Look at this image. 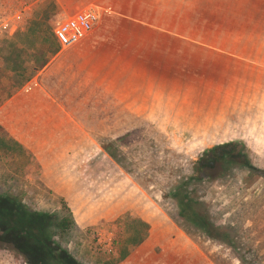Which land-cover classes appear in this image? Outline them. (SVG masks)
<instances>
[{"label":"rangeland","instance_id":"obj_1","mask_svg":"<svg viewBox=\"0 0 264 264\" xmlns=\"http://www.w3.org/2000/svg\"><path fill=\"white\" fill-rule=\"evenodd\" d=\"M41 1L0 0L2 16L16 15L0 29V101L39 82L0 117L10 144L0 145V208L35 229L43 220L83 264H264V0H149L148 22L131 27L99 13L96 27L111 33L102 55L79 63L84 40L60 47L54 83L51 68L12 72L3 59L11 43L22 57L40 48L22 26ZM60 1L52 28L97 10ZM105 60L136 73L121 85ZM63 216L70 225L57 232ZM0 264L29 263L0 237Z\"/></svg>","mask_w":264,"mask_h":264},{"label":"trees","instance_id":"obj_2","mask_svg":"<svg viewBox=\"0 0 264 264\" xmlns=\"http://www.w3.org/2000/svg\"><path fill=\"white\" fill-rule=\"evenodd\" d=\"M59 10V6L55 0H42L38 4L37 8L32 12V14L25 19L22 26V33L25 34L26 37L28 33L36 34L39 39L40 48L37 51L32 52V54H29L28 57H22L23 51L17 49V47L14 45L16 43H11V48L8 54L3 57L5 63H12L11 67L9 68L10 71H22L27 66L31 71L41 70L59 51L60 45L54 36L51 22L49 20V18ZM38 79L39 81H44V79L40 76ZM29 80L30 77H26V79L21 83V85L17 87L16 90L21 88ZM52 80L53 83L57 80L56 75H54V78H52ZM37 84H39L37 80L30 81L14 98L13 93L7 94V100L0 101V117L7 108L13 106L14 104H16V102H18L20 96H27L30 89H32ZM11 98H13V100H9ZM0 129H3L1 125ZM6 141L7 140L5 138L0 136V145L8 147L10 144L8 145ZM11 141V144L14 147L21 146V144L17 140ZM184 197L192 200V198H189L187 195H184ZM2 198H0V202L2 201ZM4 199L11 201L13 200L9 197H6ZM185 205L187 206V203ZM185 208L186 207L181 208V214L183 212H188H185ZM3 214H8L10 216V220L8 225H2L0 223V226H2V229L0 230V237L13 243V246L17 248L18 252H21L23 254L25 261L29 264H83L76 260L65 248L60 247L58 244L56 245L52 237L54 233L51 234V230H49L48 226L45 225L43 220L37 221L39 226L37 229H35V221L33 220V218L17 217V215L12 214L6 208H0V220L3 219ZM34 216L40 218L38 214H35ZM185 217L187 220L191 219L190 216L185 215ZM18 224L20 225V227L17 226ZM69 225V217L63 216L57 224L56 231L64 232L68 229ZM19 241H26L38 246L41 253H26L23 247L19 245ZM29 258H40L41 263H33L29 260Z\"/></svg>","mask_w":264,"mask_h":264},{"label":"crops","instance_id":"obj_3","mask_svg":"<svg viewBox=\"0 0 264 264\" xmlns=\"http://www.w3.org/2000/svg\"><path fill=\"white\" fill-rule=\"evenodd\" d=\"M59 6V9L63 12H66V5L62 3L60 0H55ZM90 4L94 5L97 7V11L101 14L104 13H110L109 15L111 16H121V25H123L124 22L128 24L130 27L133 25H139V22H148L146 20H142L139 15L142 13V10L148 8V7H155L156 3L149 1V0H93ZM101 11V12H100ZM151 21V20H150ZM96 27V26H95ZM102 25H98L96 29L91 32L89 36L86 38L82 39L84 40L82 42V46L80 49L76 51V55L79 59L80 62H84L85 58L84 56H89V57H95L96 55H102V50H101V45H103L108 39H110V32H107V30L104 28H101ZM157 27V26H156ZM162 29L167 30V27H163ZM111 32L115 35L117 32L114 30H111ZM123 32V31H122ZM129 32V30H128ZM130 33V32H129ZM81 40V41H82ZM103 43V44H102ZM106 52L108 53L107 46H105ZM113 53L116 54V51L113 50ZM62 50L57 52L51 60L41 69L42 73L47 72L50 68L52 69L51 73L53 75H56V78L58 80L61 79L60 76V71L61 69L59 68L64 62L62 59L63 57ZM68 64L72 63V60L67 61ZM60 63V64H59ZM115 63L116 66L112 67V65ZM105 65H106V70H114L116 73V76L119 80V84L121 85L124 84V81L127 80L131 81L132 77L136 73V69L134 67H124V65H129V64H124V62L119 61V62H108V60H105ZM58 67V68H57ZM129 67V68H128ZM65 78L66 76L63 75Z\"/></svg>","mask_w":264,"mask_h":264},{"label":"built area","instance_id":"obj_4","mask_svg":"<svg viewBox=\"0 0 264 264\" xmlns=\"http://www.w3.org/2000/svg\"><path fill=\"white\" fill-rule=\"evenodd\" d=\"M2 16L0 13V29L8 26L13 27L16 15ZM99 20V12L91 7L82 8L66 18L57 21L52 30L60 47L71 46L86 38L94 30ZM14 21V22H13Z\"/></svg>","mask_w":264,"mask_h":264}]
</instances>
